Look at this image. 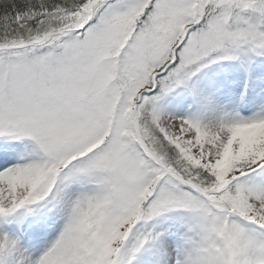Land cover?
<instances>
[{
    "label": "snow or ice",
    "instance_id": "1",
    "mask_svg": "<svg viewBox=\"0 0 264 264\" xmlns=\"http://www.w3.org/2000/svg\"><path fill=\"white\" fill-rule=\"evenodd\" d=\"M0 264H264V0H0Z\"/></svg>",
    "mask_w": 264,
    "mask_h": 264
}]
</instances>
